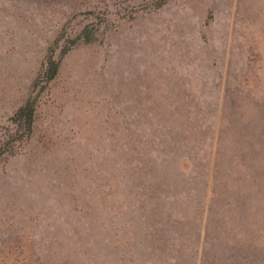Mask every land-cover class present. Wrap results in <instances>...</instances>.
I'll use <instances>...</instances> for the list:
<instances>
[{
    "label": "rangeland",
    "instance_id": "1",
    "mask_svg": "<svg viewBox=\"0 0 264 264\" xmlns=\"http://www.w3.org/2000/svg\"><path fill=\"white\" fill-rule=\"evenodd\" d=\"M0 264H264V0H0Z\"/></svg>",
    "mask_w": 264,
    "mask_h": 264
},
{
    "label": "trees",
    "instance_id": "2",
    "mask_svg": "<svg viewBox=\"0 0 264 264\" xmlns=\"http://www.w3.org/2000/svg\"><path fill=\"white\" fill-rule=\"evenodd\" d=\"M58 72V65L55 61L49 60L45 70V76L47 80L53 79ZM34 108L30 102H27L15 115V120L22 122L25 120L28 129L33 122Z\"/></svg>",
    "mask_w": 264,
    "mask_h": 264
}]
</instances>
